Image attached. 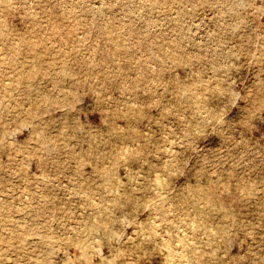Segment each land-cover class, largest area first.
I'll use <instances>...</instances> for the list:
<instances>
[{
  "label": "rangeland",
  "instance_id": "374dc122",
  "mask_svg": "<svg viewBox=\"0 0 264 264\" xmlns=\"http://www.w3.org/2000/svg\"><path fill=\"white\" fill-rule=\"evenodd\" d=\"M0 264H264V0H0Z\"/></svg>",
  "mask_w": 264,
  "mask_h": 264
}]
</instances>
